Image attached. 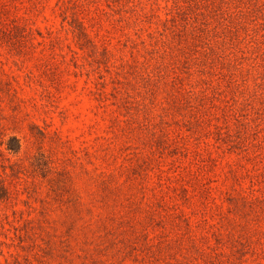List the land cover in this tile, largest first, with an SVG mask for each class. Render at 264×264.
<instances>
[{
    "label": "rangeland",
    "instance_id": "rangeland-1",
    "mask_svg": "<svg viewBox=\"0 0 264 264\" xmlns=\"http://www.w3.org/2000/svg\"><path fill=\"white\" fill-rule=\"evenodd\" d=\"M0 184V264H264V0H0Z\"/></svg>",
    "mask_w": 264,
    "mask_h": 264
},
{
    "label": "trees",
    "instance_id": "trees-1",
    "mask_svg": "<svg viewBox=\"0 0 264 264\" xmlns=\"http://www.w3.org/2000/svg\"><path fill=\"white\" fill-rule=\"evenodd\" d=\"M82 37H85L87 38V34L86 32L83 30V27H82V30L80 31V34ZM13 141L17 143V145H12L10 143L7 144V150L9 152H12V153H17L21 150V143L18 139L16 138H13ZM10 199V193H9V190L6 186H4L3 184L1 185L0 184V205L8 202V200Z\"/></svg>",
    "mask_w": 264,
    "mask_h": 264
}]
</instances>
